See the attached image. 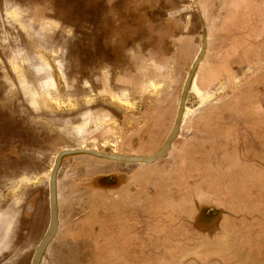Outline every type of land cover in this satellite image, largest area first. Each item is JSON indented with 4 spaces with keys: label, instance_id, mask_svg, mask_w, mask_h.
I'll list each match as a JSON object with an SVG mask.
<instances>
[{
    "label": "rangeland",
    "instance_id": "374dc122",
    "mask_svg": "<svg viewBox=\"0 0 264 264\" xmlns=\"http://www.w3.org/2000/svg\"><path fill=\"white\" fill-rule=\"evenodd\" d=\"M262 7L264 0H0V264H31L50 225L55 166L54 227L39 264H174L163 262L154 240L143 259L146 249L128 239L134 214L125 199L102 203L113 217L84 218L97 196H116L97 188L99 177L116 173L129 187L145 176L141 210L148 198H174L176 189L161 185L178 177L172 170L184 145L178 163L193 166L199 181H225L232 197L242 193L238 182L254 181L235 159L219 169L207 140L192 135L191 118L219 140L238 130L232 122L220 134L212 118L264 101L252 89L264 84ZM155 202L152 216L161 210ZM207 206H194L192 227L212 235L224 212ZM237 221L238 230L264 227ZM220 230L225 239L232 222Z\"/></svg>",
    "mask_w": 264,
    "mask_h": 264
},
{
    "label": "crops",
    "instance_id": "0c3cea01",
    "mask_svg": "<svg viewBox=\"0 0 264 264\" xmlns=\"http://www.w3.org/2000/svg\"><path fill=\"white\" fill-rule=\"evenodd\" d=\"M263 11L264 8L262 7ZM262 40L264 41V35H261L260 40L257 39L256 41L258 43L262 42ZM250 75L254 74H246V77ZM252 89L264 100V84L253 85ZM193 91L201 97L200 104H202L205 95H202L197 80L194 82ZM254 102L249 101L248 104H245V107L241 108L244 110L243 113H240L238 117H231L230 112L227 113L229 115L223 116L224 118L222 117L220 122H216L215 117L212 118L214 120L213 129L217 132L223 124L232 122L236 124L235 127L238 130L237 135L235 129L233 132L224 130L228 133L221 130L218 133H225V135L222 134L219 140H217L219 135L215 136L212 131L208 133V136L203 135L202 123L204 120L196 117L191 118L193 123L192 135L200 137L198 141L207 140V145H209L207 147L212 148L213 151L211 152L219 159L217 164L219 169H228L227 167L235 164V159L237 166L239 164L242 165L240 169L244 172V175L251 173L254 176V181L242 180L238 182L240 183L241 195L232 197L233 195L226 189L225 181L223 184L214 182V180L199 181L197 175L194 174L196 170H194L193 166L181 164L182 162L178 163V159L182 156L185 149L184 145L175 156L176 166L172 170L184 181H179L177 177L176 180L168 183L164 182L161 185L164 189L174 188L177 192L174 198L164 197L165 200L160 204L156 203V200L154 201L156 203L155 207H159V210L161 209L157 215L153 214L152 216L151 214L150 208L154 202H150V198L146 199V201L148 200L146 208L140 209L141 204L145 203L142 195H140V187L145 185V176L142 175V178L134 181L135 185L129 187L130 184H123L119 187L120 189L116 190L117 192H124L125 196L119 195L117 192L116 196L114 195L110 199L103 197L101 199L100 196H97V200L90 203L88 213L84 218L85 222L91 224V222L100 221L99 218H96L97 215L100 219H106V216L110 214L112 217L114 216L113 209L108 211L107 208H102L103 202L111 200L118 205V203L126 200L127 207H130L134 214V216L130 217L132 221L129 228L131 230L127 232L128 239H133V244H141L146 249L143 257L145 260L147 259V250L151 249L152 240H154L158 242V247H163L161 252L164 253L162 257L164 263L172 258L173 261L178 259L174 264H182L183 262H187V264H252V260L254 264L255 262L260 264V260L264 261V227L246 228L245 226L240 228V230L236 229L237 220L246 219L249 223L251 221L264 222V101H259L260 106L258 109ZM223 113L226 114V110ZM219 145L222 148L216 149ZM208 152L210 151L208 150ZM231 157L233 158V163L230 160ZM210 166L214 172L215 164L212 161ZM210 166H208V169ZM191 176L196 177L195 179L197 180H189ZM187 188L190 189L188 193L185 192ZM249 189H251V192L247 191ZM130 198L131 200H129ZM231 199H235L234 204H231ZM92 202L95 204H92ZM198 203L199 205L207 204L210 209L224 212V219L220 223V229L226 219L232 222L233 230L227 232L225 239H220L217 236L218 233H222L220 229L217 233L215 232L216 234L212 235L194 230L192 227L194 220L193 209ZM185 206H190V209H188L191 212L184 211L187 209ZM236 207L239 210H235ZM101 224L100 227L101 230H104V234H109V227L107 225L103 227ZM152 251L154 252V249Z\"/></svg>",
    "mask_w": 264,
    "mask_h": 264
},
{
    "label": "water",
    "instance_id": "95a60500",
    "mask_svg": "<svg viewBox=\"0 0 264 264\" xmlns=\"http://www.w3.org/2000/svg\"><path fill=\"white\" fill-rule=\"evenodd\" d=\"M181 111V109H180ZM180 111H178V114L176 116V122H175V125H177L179 122H180ZM175 127V126H174ZM175 128H173V131H174ZM173 133V132H172ZM171 137V135H170ZM170 139L168 138V141ZM167 145V143H166ZM65 152H62L61 154L63 155ZM61 154L57 157V159L61 156ZM147 159H149V157H147ZM146 158H142L141 160H147ZM54 169L52 170V174L50 176V181H49V188H50V209H51V219H50V225H49V228H48V231L45 235V237L43 238L41 244L39 245L38 249L36 250L34 256H33V259H32V262L31 264H38V261L40 259V256H41V251H42V248L44 247L43 245L46 243V241L48 240V237L51 236V232L53 230V227H54V207H53V192H52V186H53V178H54V175H53V172Z\"/></svg>",
    "mask_w": 264,
    "mask_h": 264
},
{
    "label": "flooded vegetation",
    "instance_id": "af4514ba",
    "mask_svg": "<svg viewBox=\"0 0 264 264\" xmlns=\"http://www.w3.org/2000/svg\"><path fill=\"white\" fill-rule=\"evenodd\" d=\"M193 85H194V83H193ZM193 85H192V90H193ZM150 135V137H152V134H149ZM60 158H61V156L58 158V159H56V163H58L59 162V160H60ZM123 159V158H122ZM54 169V173H53V175H54V178H53V186H52V192H53V200H54V186H55V172H56V166H55V168H53ZM120 174H118V173H116V174H113V175H111V178H109L110 176H105V178H104V176L103 177H99L98 179V184L101 182V184H99V185H97V188L99 189V190H105V191H115V190H117L119 187H121L124 183L121 181V177H122V175L121 176H119ZM108 179H111L110 181H108ZM105 180V181H104ZM110 182V184L109 183H107L108 185H102V182ZM113 197V196H112ZM28 208H31L30 207V205H29V207ZM43 246H45V244L43 245ZM39 247V246H38ZM38 249V248H37Z\"/></svg>",
    "mask_w": 264,
    "mask_h": 264
},
{
    "label": "trees",
    "instance_id": "16d2710c",
    "mask_svg": "<svg viewBox=\"0 0 264 264\" xmlns=\"http://www.w3.org/2000/svg\"><path fill=\"white\" fill-rule=\"evenodd\" d=\"M191 79H192V78H189V82L187 83V85H186V87H185L184 93H186V92L189 90V88H190V84H191ZM151 248L154 249V248H156V247H152V246H151ZM39 262H40V261H38V264H39Z\"/></svg>",
    "mask_w": 264,
    "mask_h": 264
}]
</instances>
